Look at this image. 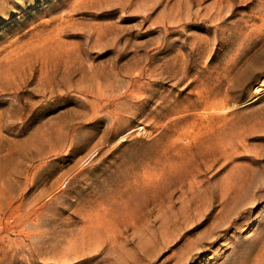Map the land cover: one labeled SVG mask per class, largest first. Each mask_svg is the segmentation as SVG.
<instances>
[{"label":"rangeland","instance_id":"1","mask_svg":"<svg viewBox=\"0 0 264 264\" xmlns=\"http://www.w3.org/2000/svg\"><path fill=\"white\" fill-rule=\"evenodd\" d=\"M263 80L264 0H0V264H264Z\"/></svg>","mask_w":264,"mask_h":264},{"label":"bare ground","instance_id":"2","mask_svg":"<svg viewBox=\"0 0 264 264\" xmlns=\"http://www.w3.org/2000/svg\"><path fill=\"white\" fill-rule=\"evenodd\" d=\"M264 81V80H263ZM261 84V83H260ZM255 89H258L257 87H255Z\"/></svg>","mask_w":264,"mask_h":264}]
</instances>
